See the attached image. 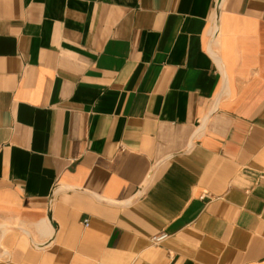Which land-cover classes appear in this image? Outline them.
I'll list each match as a JSON object with an SVG mask.
<instances>
[{
	"label": "crops",
	"instance_id": "obj_1",
	"mask_svg": "<svg viewBox=\"0 0 264 264\" xmlns=\"http://www.w3.org/2000/svg\"><path fill=\"white\" fill-rule=\"evenodd\" d=\"M0 264H264V0H0Z\"/></svg>",
	"mask_w": 264,
	"mask_h": 264
},
{
	"label": "built area",
	"instance_id": "obj_2",
	"mask_svg": "<svg viewBox=\"0 0 264 264\" xmlns=\"http://www.w3.org/2000/svg\"><path fill=\"white\" fill-rule=\"evenodd\" d=\"M84 224L86 226L89 225V219H86L84 221ZM168 238V234L167 233H161L159 235H156L152 238V241L155 243V244H160L161 242H163L164 240H166Z\"/></svg>",
	"mask_w": 264,
	"mask_h": 264
}]
</instances>
